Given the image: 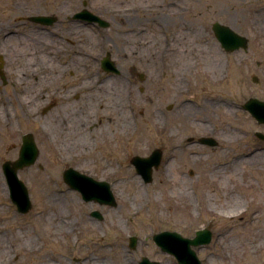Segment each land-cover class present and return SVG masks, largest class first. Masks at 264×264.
<instances>
[{
	"label": "rangeland",
	"instance_id": "obj_1",
	"mask_svg": "<svg viewBox=\"0 0 264 264\" xmlns=\"http://www.w3.org/2000/svg\"><path fill=\"white\" fill-rule=\"evenodd\" d=\"M90 1L111 24L108 29L91 28L93 40L84 35L79 37L81 43L93 42L95 51H86L94 57V62L88 59L86 65L78 64L77 67V61L82 58L81 49H86L79 45V55L71 58L74 65L71 61V70L61 78L48 79L38 85L34 80L23 81V84H16L14 92L0 91V95L10 99L13 124L8 129L0 128V172L7 188L5 193L0 189V206L4 207L0 211V242L12 251L13 264H36L28 249L39 245L44 251L51 249L48 235L52 234V229L39 216L49 211L57 214V207H52L55 195L62 200L65 221L57 234L60 236L59 243L54 246L53 264H140L143 257L162 264H179L174 256L155 244L153 235L176 231L192 238L204 227L212 230L213 239L209 245L195 249L203 264H264V152L247 157L256 147L251 138L256 131L264 132V128L240 106L235 111L207 103L197 117L207 123V133L211 126H217L218 145L191 144L187 139L190 131L186 127L190 119L195 118L188 117V113L194 112L188 99L193 98L184 91L186 83L195 87L193 82L199 78L201 90L203 83L206 86L203 95L208 100L226 99L232 88L239 105L251 97L264 100V74L261 73L264 70V33L260 32L264 30V21L256 24L254 20L255 9H264V0L241 5L236 0H168L180 3L177 6L179 15L169 16L170 21L166 22L170 31L184 25L186 33L192 37L187 42L193 41L203 48H218L220 54L213 61L216 65H210L204 54L206 50H201L204 55L194 52L191 58L196 59L193 64L196 65L180 69L169 52V57L161 59L165 68L158 75L154 73L157 55L150 67L141 63L137 57L140 47L125 41L126 28L109 1ZM216 22L228 25L248 39V53L240 52L239 63L225 74L221 85L212 79L223 74L226 56L218 47L213 31ZM193 36L198 37L197 40ZM102 48L110 51L122 71L121 75L110 76L109 81L123 79L124 73L129 79L127 67L132 65L137 67L138 76L144 75V79L140 76L137 81L135 91L130 89L128 81L125 82L128 96L134 97L128 107L138 119L137 131L128 138L113 130L98 131L90 137V151L77 157L68 141L63 138L51 141L42 126H48L49 114L62 110L65 106L63 96L82 83L85 73L98 75L101 81L109 77L97 64ZM132 49L137 53L131 58ZM157 49L167 52L160 47ZM66 62L63 59L64 65ZM38 92L41 94L31 106L36 111L37 121L27 123L19 118L20 108L13 102L14 96L25 93L32 97ZM53 92L56 94L52 95ZM84 95L83 90L74 93L72 101L77 102L76 108L87 103ZM169 105L174 106L173 111L168 110ZM163 113L170 118L167 125ZM99 123L96 120L92 126L95 128ZM27 133L34 135L39 157L33 165L18 171L32 202L31 211L23 214L11 199L3 164L19 158L23 136ZM158 148L163 151L162 164L154 170L153 181L145 183L131 159L148 157ZM70 167L95 179L109 181L117 206L84 201L80 192L70 189L64 182L63 172ZM94 210L102 213L103 220L91 216ZM19 234L24 239L34 240L33 247L15 251L22 243L14 239ZM130 236L138 238L134 249L130 248Z\"/></svg>",
	"mask_w": 264,
	"mask_h": 264
},
{
	"label": "bare ground",
	"instance_id": "obj_2",
	"mask_svg": "<svg viewBox=\"0 0 264 264\" xmlns=\"http://www.w3.org/2000/svg\"><path fill=\"white\" fill-rule=\"evenodd\" d=\"M112 5V10L122 19L123 26L127 32L125 41L130 45L139 46L141 52L137 57L145 66L150 67L155 62L157 55L158 63L154 73L158 75L159 71H163L165 66L162 63V58L169 57V52L174 56V62L179 64L180 69L188 66H195L194 60L191 58L195 52L196 55H207L208 64H215L213 62L219 56L218 48H203L195 42H187L189 34L186 33L187 27L182 25L178 30L170 31V25L166 24L170 21L169 16L177 17L179 9L177 6L180 3L170 2L168 0H108ZM239 5L247 3H258L262 0H236ZM118 6V7H117ZM175 6V9H171ZM254 20L256 24L264 21V9L257 7L255 9ZM168 23V22H167ZM89 29V28H88ZM82 29L79 31V37L86 36L88 40H93L94 34L90 30ZM263 30V29H262ZM261 33H264V30ZM194 38V36H193ZM198 37L195 36V40ZM89 43H93L92 41ZM188 43V44H186ZM216 46V45H215ZM157 47L164 49L165 53L158 51ZM201 47V48H200ZM198 49V50H196ZM201 50H206L204 53ZM82 58L78 60L79 65H86L88 63V54L85 50H81ZM80 52V53H81ZM137 53L132 49V56ZM158 53V54H157ZM204 53V54H203ZM135 57V56H133ZM198 57V56H197ZM216 65V64H215ZM86 78L82 80L76 89L72 90L68 95L63 96L65 106L62 110L47 116L46 122L48 126L44 125L43 131L51 141H59L60 138L66 140L70 144V149L76 152L77 157L86 155L90 151V137L95 135L98 131H110L115 133H122L126 138L130 135L136 134L137 117L128 107V102H132L134 97L128 96L127 85L124 79L109 81L110 77L101 81L100 77L90 73H85ZM43 81H39L42 83ZM126 85V91L124 86ZM83 90L86 104L84 107L76 108L77 102L72 101L75 92ZM38 92L35 96L15 95L13 102L17 103L20 108L19 114L21 119L27 123L37 121L36 111L31 107L37 98L40 96ZM53 92L52 95H55ZM10 99L0 95V128L8 129L12 124V113L9 111ZM15 112V118L16 110ZM99 121V125L94 128L92 125L94 121ZM145 124V123H144ZM143 124V126H144ZM146 131V129H145ZM149 132V129H148ZM144 134V132H143ZM145 135V134H144ZM136 181H142L136 178ZM142 185V183H141ZM0 189L3 193L7 192L4 183L3 175L0 172ZM183 189V188H181ZM140 191V190H139ZM55 195V194H54ZM138 197V195H137ZM56 199L52 207H57L56 215L50 213H41L39 218L41 221H46L48 226L52 229V234L48 235L49 242L52 247L48 251H44L42 246L33 247L34 240L24 239L23 235H14V239H19L22 243L17 246L19 249H28V253L33 254L36 264H53L56 254L54 246L59 243L58 232L62 229L65 217L63 216L59 195H55ZM71 201V200H70ZM4 210L0 206V211ZM17 254V253H16ZM14 255V254H13ZM0 264H13L12 251L9 250L3 242H0Z\"/></svg>",
	"mask_w": 264,
	"mask_h": 264
},
{
	"label": "flooded vegetation",
	"instance_id": "obj_3",
	"mask_svg": "<svg viewBox=\"0 0 264 264\" xmlns=\"http://www.w3.org/2000/svg\"><path fill=\"white\" fill-rule=\"evenodd\" d=\"M95 16L101 20H97ZM102 20L107 21L100 12L96 11L94 3L90 0H0V91L14 92L16 84H23V81L34 80L38 85L40 80L59 79L64 76L74 65L72 56L79 55V45L86 48L81 49L85 50L86 54H88L87 49H90V52L95 51L94 44L79 41V31L85 28L86 30L89 28L90 31L95 27L103 28ZM108 25L105 29L111 27L110 23ZM218 47L226 55L223 74L219 77L215 75L212 79L221 85L224 81L223 77L226 78L225 74L239 63L240 52L243 50L248 53V48L228 49L220 40ZM109 52L102 48L101 55L97 57V64L99 69L110 77L114 75L107 73L102 67V61ZM88 55V59H93L94 62V57ZM63 59L67 60L65 65ZM257 65L260 66L259 61ZM77 67H79L78 63ZM119 69L121 70L120 67ZM136 69L135 65L127 67L129 79L126 73L125 76L123 75L124 81H128L133 91L137 90V81H140ZM261 73L264 74V70ZM193 83L195 87L192 83H186L184 87V91L190 93L193 98L188 99L189 105L194 109V112L188 113V117H195L190 119L191 122L186 127L187 131H190L187 139L191 144L207 146L202 143V139L207 137L216 139L219 129L217 126H211L210 132H205L207 123L197 117L201 114V108L210 103L214 107L223 106L236 111L239 106L244 109L246 102L239 105L238 96L233 88L226 99L208 100L203 95L206 93L205 84H202L201 90L199 78ZM139 89L141 90L142 87L139 86ZM173 109V105L168 106L169 111ZM163 116L164 124L167 125L170 118L165 113ZM258 126L264 128V124L258 123ZM230 128L233 130L232 126ZM259 133L264 135L262 130L254 133L251 140L256 147L247 157L264 152V138L259 136Z\"/></svg>",
	"mask_w": 264,
	"mask_h": 264
},
{
	"label": "water",
	"instance_id": "obj_4",
	"mask_svg": "<svg viewBox=\"0 0 264 264\" xmlns=\"http://www.w3.org/2000/svg\"><path fill=\"white\" fill-rule=\"evenodd\" d=\"M108 26V23L103 25ZM213 31L217 38L224 43L228 49H247L248 39L236 33L229 26L219 22L213 24ZM103 69L108 73L119 74L120 70L116 63L111 59L109 53L103 60ZM144 79V75H140ZM248 110L258 122L264 124V101L256 98L250 99L245 104ZM264 138V135L259 133ZM202 143L217 146L218 142L211 137L202 139ZM39 157V150L35 142L34 135L27 133L23 136V145L19 158L16 161H6L3 169L10 187L11 197L17 205L20 213H28L32 209V202L25 183L20 180L18 171L33 165ZM163 152L156 149L149 157L135 156L131 159L132 164L136 167L138 173L142 175L146 183L153 181L154 169H159L162 163ZM64 181L71 189L81 193L83 199L87 202H97L100 205L117 206L116 197L111 189V185L106 181H99L92 176L79 172L74 168H68L63 173ZM92 216L103 220L100 211H93ZM213 233L208 228L197 231L194 238L183 237L178 232L164 231L153 236L155 243L164 251L176 257L179 264H203L198 253L194 248L209 245L212 242ZM137 243L136 237L131 238L130 247L135 248ZM141 264H161L160 262L151 261L144 257Z\"/></svg>",
	"mask_w": 264,
	"mask_h": 264
}]
</instances>
